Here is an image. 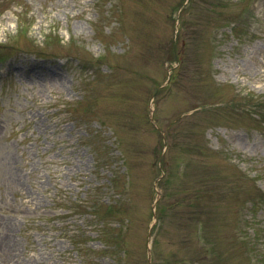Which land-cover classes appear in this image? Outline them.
Here are the masks:
<instances>
[{
  "label": "rangeland",
  "instance_id": "rangeland-1",
  "mask_svg": "<svg viewBox=\"0 0 264 264\" xmlns=\"http://www.w3.org/2000/svg\"><path fill=\"white\" fill-rule=\"evenodd\" d=\"M0 264H264V0H0Z\"/></svg>",
  "mask_w": 264,
  "mask_h": 264
}]
</instances>
